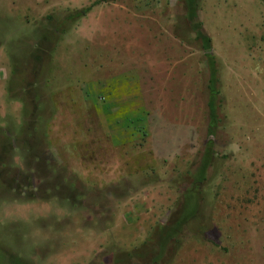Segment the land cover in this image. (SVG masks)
Masks as SVG:
<instances>
[{"label": "rangeland", "instance_id": "obj_1", "mask_svg": "<svg viewBox=\"0 0 264 264\" xmlns=\"http://www.w3.org/2000/svg\"><path fill=\"white\" fill-rule=\"evenodd\" d=\"M95 1L0 0V264H264V3Z\"/></svg>", "mask_w": 264, "mask_h": 264}, {"label": "trees", "instance_id": "obj_2", "mask_svg": "<svg viewBox=\"0 0 264 264\" xmlns=\"http://www.w3.org/2000/svg\"><path fill=\"white\" fill-rule=\"evenodd\" d=\"M114 0H97L95 1L93 4H91L88 7L82 8L80 10H76V11H70L68 13H66L63 17H56L55 15H51L48 17V22L50 23V40L52 42V46L53 48H55L57 46V44L62 40V38L71 31V29L84 17H86L90 12H92V10L102 4H106V3H110L113 2ZM264 3V0H261ZM185 10H186V18L188 20V23L190 24L191 28L193 29V31L196 33L197 38L202 42L203 46L205 49L210 50L211 49V39L208 36V34L206 33L205 29L203 28V25L201 23V21L199 20V11L201 8V0H182ZM48 37L47 35H43V36H39L40 39H42V42H44L46 40V38ZM37 38V39H39ZM42 44V43H39ZM37 46V45H36ZM17 70L14 71V75L16 76L17 74ZM214 76V75H213ZM214 78V77H213ZM214 84V80L211 81V85H210V89H211V101H210V114H211V121H212V128H214L215 126H217V117L215 115V107H214V103L213 101L216 99V94L217 92L214 90V88L212 87ZM22 127V125H21ZM20 127V128H21ZM33 127V126H32ZM34 130H37V126L33 127ZM23 127L20 129V133H22ZM42 140L46 142L47 140V134L46 132L42 134ZM37 158V157H36ZM205 165V164H204ZM203 165V166H204ZM202 166V168H203ZM201 174L198 178V182H202L205 179L204 176V171L200 170ZM197 212V207L192 208V212L190 213L191 215L189 216H185L180 218L175 227H169V231L166 239L173 240L175 238V236L177 235V232L181 230L182 227L186 226L188 224V222L191 219H194V217L196 216ZM15 264H22L20 260L14 261Z\"/></svg>", "mask_w": 264, "mask_h": 264}]
</instances>
